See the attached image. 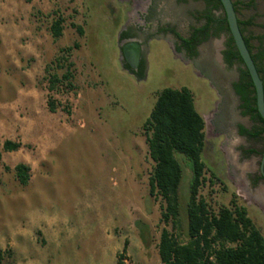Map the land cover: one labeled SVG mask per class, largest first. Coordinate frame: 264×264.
I'll list each match as a JSON object with an SVG mask.
<instances>
[{
    "label": "rangeland",
    "instance_id": "rangeland-1",
    "mask_svg": "<svg viewBox=\"0 0 264 264\" xmlns=\"http://www.w3.org/2000/svg\"><path fill=\"white\" fill-rule=\"evenodd\" d=\"M151 4L0 0V264H116L119 256L123 264H161L160 231L171 227L161 223V199L149 193L154 164L143 124L165 88H187L205 121L199 198L217 212L235 196L264 237V213L239 196L227 172L224 136L206 129L218 101L209 83L162 39L146 42L142 80L120 61L121 29H142ZM58 17L63 31L54 39ZM74 45L72 89L50 91V76L65 71L61 50ZM7 140L21 147L5 152ZM18 164L28 168L25 186ZM190 177L184 169L181 206ZM137 222L146 226V246Z\"/></svg>",
    "mask_w": 264,
    "mask_h": 264
},
{
    "label": "trees",
    "instance_id": "trees-1",
    "mask_svg": "<svg viewBox=\"0 0 264 264\" xmlns=\"http://www.w3.org/2000/svg\"><path fill=\"white\" fill-rule=\"evenodd\" d=\"M30 1L25 0L27 3ZM199 1L204 3V9L199 13V18L203 20L201 26L192 29L187 38L172 29L168 30L180 42L176 50L184 49L195 56L196 46L210 36L223 34L226 37L225 50L222 52L224 63L229 67L236 65L239 73L238 80L232 84L233 91L242 103L243 114L257 118L262 125L260 132L264 133L263 121L256 109L254 87L230 35L220 1ZM233 5L237 14L236 3L233 2ZM252 5V0L244 4L245 7ZM216 12H220L219 15ZM63 23L61 17L52 22L50 29L54 39L62 36ZM250 23V20L240 21L238 18L240 31L264 89V48L261 49L264 36L246 37L245 27ZM77 31L82 34L81 29ZM131 36L130 32H123L120 39ZM252 39L259 42V46L254 47ZM76 48L77 45H74L61 50L63 57L60 61L65 65V71L59 78L50 76V91L58 84L72 89L69 56ZM253 50L257 53H252ZM126 68L129 69V66L126 65ZM143 72L144 66L141 64L137 75L142 76ZM48 109L54 112L51 102H48ZM143 131L148 156L154 164L149 177V193L161 199V223L171 227V230L163 228L160 231L157 250L161 264H264V237L248 217L246 208L237 203L235 196L229 206H221L217 212L199 198V190L206 182L205 164L202 161L205 121L195 109L192 93L187 88H165L158 92L149 117L143 124ZM240 133L247 134V131L241 127ZM20 147V143L9 140L2 145L5 152L17 151ZM184 169H188L191 177L188 196L181 206L179 188ZM14 170L19 183L25 186L29 180L28 168L18 164ZM135 225L142 244L146 246V226L139 222ZM118 258L116 264H123L120 256Z\"/></svg>",
    "mask_w": 264,
    "mask_h": 264
},
{
    "label": "water",
    "instance_id": "water-1",
    "mask_svg": "<svg viewBox=\"0 0 264 264\" xmlns=\"http://www.w3.org/2000/svg\"><path fill=\"white\" fill-rule=\"evenodd\" d=\"M219 1L236 50L251 78L255 92L256 109L263 121L264 129L263 82L238 25V18L240 21L251 20V24L245 28V35L249 38L263 35L264 29L260 26L264 24V0H254L255 3L252 8L244 6L250 0ZM151 2L152 4L147 11L146 22L142 29L124 26L119 33V57L122 65L125 68L128 65L135 69L139 61V66L141 64L144 66L142 76H138L134 70L126 69L142 80L146 67V42L150 39L166 41L180 60L184 63H191L196 73L209 83L218 97L215 112L207 120L206 129L212 134L224 136V140L220 142V145L225 155L226 169L234 188L243 200L253 202L263 212L250 196L252 184L249 179L251 178L247 179L246 174L241 176V172L246 169V166L242 165L241 162L239 139L236 136L234 127L236 124L243 122V120L239 116L238 99L232 91V84L237 80L238 70L236 65L229 67L221 61L220 54L223 52L225 36L223 34L210 36L198 47L195 56L180 53V51L176 50L177 40L175 36L168 30L172 29L181 37H187L192 29L198 28L203 24V20L199 18V13L204 9V3L199 0H151ZM233 2L236 3L237 14ZM216 15H219V12H216ZM123 31L130 32L136 42L127 44H125V41L122 42L120 35ZM251 44L256 47L254 39L251 40ZM263 163L264 152L262 156Z\"/></svg>",
    "mask_w": 264,
    "mask_h": 264
},
{
    "label": "flooded vegetation",
    "instance_id": "flooded-vegetation-1",
    "mask_svg": "<svg viewBox=\"0 0 264 264\" xmlns=\"http://www.w3.org/2000/svg\"><path fill=\"white\" fill-rule=\"evenodd\" d=\"M252 1H253V5L248 7V8H252L254 6L255 2H254V0H252ZM250 22H251V20H250ZM260 27H262V29H264V24H263V26H260ZM244 35H245V31H244ZM261 36H264V33ZM187 37H183V38H187ZM176 40H177V38H176ZM121 41L122 42L125 41L126 42L125 44L131 43V42H136L135 38L133 36H131L127 39H122ZM225 41H226V37H225ZM179 43L180 42L177 40V44H179ZM200 45L195 47L196 51ZM255 45L259 46V42H257L256 40H255ZM261 46H262L261 49L264 48V39L261 43ZM122 47H121V53H122ZM224 50H225V46H223V51ZM180 53H183L185 55L190 56V54L184 49H181ZM252 53H257V51L253 50ZM122 55H123V53H122ZM220 56H221V61L224 63L223 54L221 53ZM262 63L264 64V55H263ZM138 68H139V61H138L137 67L135 69H132L131 67H129V69L134 70V72H137ZM242 69H243V67H242ZM238 78H239V73L237 76V80H238ZM232 91H233V88H232ZM233 94L238 99L239 116H240L241 120H243V122L236 124V126L234 127L236 136L239 139V145H240L239 150L241 152L240 155L242 157L241 162H242V165L246 166V169L244 171L241 172L240 169H239V171L242 173L241 176H244V174H246L247 179L251 178V179H249V180H251V184H252V192L250 193V196H251L252 200L264 212V163L262 164V156H263V152H264V133L260 132L262 125L258 121L257 118L253 119L250 115H244L243 114L244 109L241 108L242 103H241L239 97L234 93V91H233ZM241 127L247 131V134L240 133ZM238 160H239V158H238Z\"/></svg>",
    "mask_w": 264,
    "mask_h": 264
}]
</instances>
